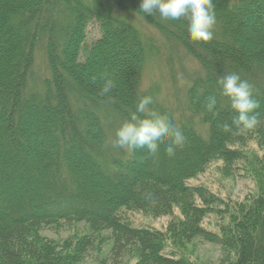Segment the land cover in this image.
Instances as JSON below:
<instances>
[{
	"label": "trees",
	"instance_id": "1",
	"mask_svg": "<svg viewBox=\"0 0 264 264\" xmlns=\"http://www.w3.org/2000/svg\"><path fill=\"white\" fill-rule=\"evenodd\" d=\"M214 3L213 38L196 42L187 21L143 14L140 0H0V264H78L105 231L112 245L98 264L124 255L135 264H195L182 249L197 238L224 248L226 264H264V0ZM92 24L98 35L88 41ZM157 42L196 63L170 90L144 83ZM41 57L46 72L36 75ZM233 72L260 103V125L241 135L220 127L236 113L217 80ZM106 76L116 86L101 96ZM144 95L186 137L173 156L167 140L156 154L113 146ZM215 161L224 175L244 171L254 192L225 199L189 183ZM130 212L170 220L164 230L137 227ZM210 214L215 230L202 224ZM74 222L89 234L62 243L39 235Z\"/></svg>",
	"mask_w": 264,
	"mask_h": 264
},
{
	"label": "clouds",
	"instance_id": "2",
	"mask_svg": "<svg viewBox=\"0 0 264 264\" xmlns=\"http://www.w3.org/2000/svg\"><path fill=\"white\" fill-rule=\"evenodd\" d=\"M139 9L143 14L158 13L163 20L187 21V31L192 41L208 42L213 38L217 22L214 0H140ZM217 84L221 95L228 98L230 107L236 113L231 124L224 123L220 125L221 129L234 135L255 130L261 123V113L257 111L260 103L254 98V85L241 79L235 72L221 76ZM115 86V82L106 76L100 95L108 96ZM152 104L150 95L138 100L135 111L116 130L114 147L129 151L146 148L149 153L156 154L159 145L167 140L165 152L173 156L176 149L184 145L186 137L180 128L168 115L160 114L150 107ZM216 106V97L209 96L206 109L215 115ZM146 200L152 205L157 202L154 194L147 195Z\"/></svg>",
	"mask_w": 264,
	"mask_h": 264
},
{
	"label": "rangeland",
	"instance_id": "3",
	"mask_svg": "<svg viewBox=\"0 0 264 264\" xmlns=\"http://www.w3.org/2000/svg\"><path fill=\"white\" fill-rule=\"evenodd\" d=\"M98 29L95 24L88 27V41L97 37ZM158 43V42H157ZM161 54L156 57V62L151 65L145 72L144 83L150 81L159 82L163 89L170 90L173 79L177 83H181L187 79V74L196 68V63L190 57L176 50V55H170L165 46L158 43ZM168 54L172 57H168ZM36 75L45 74V62L43 58H38L35 66ZM222 163L220 161L212 162L206 170L198 177L190 180L189 183L202 184L206 186L211 192L216 193L222 198L242 199L248 193L255 190V182L251 177L245 174L241 169H234L230 175H224L221 170ZM174 215H178V211L174 210ZM127 217L133 226L148 227L158 230H164L169 216L152 217L143 215L139 212L127 213ZM219 219L210 214L207 216L202 224L209 230H215ZM89 234V230L84 223L74 222L70 224H62L60 227H44L39 231V235L62 243L64 240L80 237L81 235ZM97 240L92 250L86 253L85 258L78 264H98L100 260L108 257L112 241L109 238V232L105 231L95 235ZM182 251L195 264H226L227 257L226 250L218 244L206 242L200 238L191 240L187 243ZM230 258H232L230 256ZM135 260L129 255H124L121 264H135Z\"/></svg>",
	"mask_w": 264,
	"mask_h": 264
}]
</instances>
